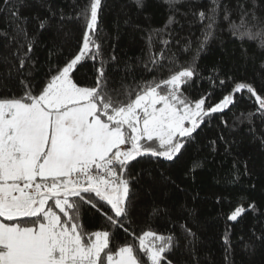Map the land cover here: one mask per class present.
<instances>
[{"label":"trees","instance_id":"16d2710c","mask_svg":"<svg viewBox=\"0 0 264 264\" xmlns=\"http://www.w3.org/2000/svg\"><path fill=\"white\" fill-rule=\"evenodd\" d=\"M88 3L0 2V95H20L21 80L41 87L50 68L62 67L79 51L85 28L77 14ZM255 3L257 15L264 20V0ZM220 4L213 35L197 52L207 21L194 13L207 14L211 0H178L174 7L169 0H142L141 4L102 0L94 36L100 44L97 59L86 57L73 71L77 83L91 86L103 61L108 86L122 92L154 75L167 78L166 69L160 73L145 69V65L153 67L150 56L163 52L165 57L177 58L176 66L189 62L195 68L196 75L183 87L191 99L203 97L205 106H211L225 95H234L232 105L204 118L174 160L144 156L128 166L131 190L124 228L130 222L129 232L136 236L146 230L173 235L175 247L166 254L172 264H264V116L256 111L258 103L251 94L234 93L235 83L248 82L264 95V50L233 35L231 28L241 19V6L252 10V0H220ZM9 8H17L21 19H14ZM42 20L46 21L43 29ZM18 24L26 29L28 40L17 37ZM24 53L29 58L20 68ZM249 113L254 115L249 118ZM249 205H255V210ZM99 206L112 215L106 205ZM237 207L245 211L237 221H230L228 216ZM80 223L88 233L110 231L117 245L137 243L90 206L81 208Z\"/></svg>","mask_w":264,"mask_h":264},{"label":"snow or ice","instance_id":"6c2138e0","mask_svg":"<svg viewBox=\"0 0 264 264\" xmlns=\"http://www.w3.org/2000/svg\"><path fill=\"white\" fill-rule=\"evenodd\" d=\"M176 2L169 0L171 7ZM211 4L207 14L194 13L207 21L197 52L217 24L220 0ZM101 7L102 0H89L77 14L84 21L82 46L62 67L50 68L41 87L21 80L20 95H0V264H172L166 254L175 247L173 235L146 230L136 236L129 232L130 222L124 228L131 190L128 166L144 156L174 160L204 118L232 105L234 95H225L207 108L205 98L193 101L183 87L196 75L195 68L189 62L176 66L177 58L165 57L163 52L150 56L153 67L145 65V69L156 73L166 69L167 78L154 75L121 92L108 86L101 61L93 84L81 86L73 79V71L86 57L97 59L100 44L94 36ZM255 9V0L251 11L241 6V19L238 24L232 22L231 28L233 35L264 50V20ZM8 11L21 19L17 8ZM224 11L228 20L226 5ZM45 24L40 21V28ZM16 31L17 37L28 40L25 28L18 24ZM28 58L27 53L20 57V68ZM243 91L254 97L256 111L264 116V95L252 83L234 84V93ZM101 204L112 215L103 212ZM85 205L133 236L136 245L113 243V234L107 230L86 232L80 223ZM249 207L255 210V205ZM244 211L237 207L228 219L237 221Z\"/></svg>","mask_w":264,"mask_h":264},{"label":"rangeland","instance_id":"374dc122","mask_svg":"<svg viewBox=\"0 0 264 264\" xmlns=\"http://www.w3.org/2000/svg\"><path fill=\"white\" fill-rule=\"evenodd\" d=\"M193 100V99H192ZM194 101V100H193ZM215 104L211 105V106H214ZM206 108L209 107V106H205Z\"/></svg>","mask_w":264,"mask_h":264}]
</instances>
